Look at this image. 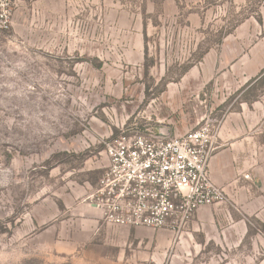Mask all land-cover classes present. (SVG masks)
Returning <instances> with one entry per match:
<instances>
[{
  "label": "rangeland",
  "instance_id": "374dc122",
  "mask_svg": "<svg viewBox=\"0 0 264 264\" xmlns=\"http://www.w3.org/2000/svg\"><path fill=\"white\" fill-rule=\"evenodd\" d=\"M13 1L0 264H264V223L228 199L183 250L168 229L104 223L88 199L122 131L172 136L264 106V0Z\"/></svg>",
  "mask_w": 264,
  "mask_h": 264
},
{
  "label": "built area",
  "instance_id": "2783aa9c",
  "mask_svg": "<svg viewBox=\"0 0 264 264\" xmlns=\"http://www.w3.org/2000/svg\"><path fill=\"white\" fill-rule=\"evenodd\" d=\"M14 1L0 0V31L12 27ZM217 120L182 134L122 131L106 143L108 164L88 198L104 223L181 233L202 207L227 201L209 164L221 149ZM244 179H250L244 175Z\"/></svg>",
  "mask_w": 264,
  "mask_h": 264
},
{
  "label": "crops",
  "instance_id": "0c3cea01",
  "mask_svg": "<svg viewBox=\"0 0 264 264\" xmlns=\"http://www.w3.org/2000/svg\"><path fill=\"white\" fill-rule=\"evenodd\" d=\"M194 76H200L196 67ZM199 78V77H198ZM264 106L240 104L236 111L228 112L220 121L218 142L221 149L209 164L212 181L222 188L228 201L234 203L245 216H254L264 223ZM164 134L167 130L159 129ZM181 133V132H180ZM249 175L250 179H244ZM211 207V206H210ZM221 207L200 208L186 232L169 231L176 248L183 250L194 241V232L200 226L216 228Z\"/></svg>",
  "mask_w": 264,
  "mask_h": 264
},
{
  "label": "trees",
  "instance_id": "16d2710c",
  "mask_svg": "<svg viewBox=\"0 0 264 264\" xmlns=\"http://www.w3.org/2000/svg\"><path fill=\"white\" fill-rule=\"evenodd\" d=\"M252 82H253V81H252ZM252 82L250 81V82H249V83H247L245 86H247V85H250Z\"/></svg>",
  "mask_w": 264,
  "mask_h": 264
}]
</instances>
